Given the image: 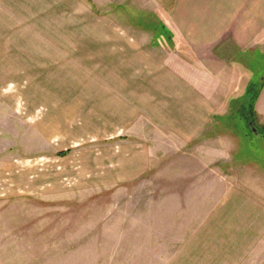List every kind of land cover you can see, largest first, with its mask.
<instances>
[{"label":"rangeland","instance_id":"obj_1","mask_svg":"<svg viewBox=\"0 0 264 264\" xmlns=\"http://www.w3.org/2000/svg\"><path fill=\"white\" fill-rule=\"evenodd\" d=\"M174 3L0 1V264H264V244L240 261L222 233H190L227 187L264 195V53L231 71L247 60L228 40V71H203L178 52ZM136 61L184 64L216 107L194 140L144 125L103 138L120 127L105 111L106 71ZM145 144L149 171L122 181L119 157Z\"/></svg>","mask_w":264,"mask_h":264},{"label":"crops","instance_id":"obj_2","mask_svg":"<svg viewBox=\"0 0 264 264\" xmlns=\"http://www.w3.org/2000/svg\"><path fill=\"white\" fill-rule=\"evenodd\" d=\"M168 21L177 42L183 45V51L178 52L193 56L203 71H228L225 60L229 56L219 51L228 40L247 60L244 66L230 65L231 71H250L251 54L254 58L257 53H264V0H175ZM147 65L140 69L136 61L135 70L106 71L105 83L109 90L103 91L108 101L105 111L110 122L117 121L120 127L104 132L103 138H115L118 132L137 136L144 125L173 140L191 142L213 119L216 107L193 86L188 74L181 72L188 71L184 64L179 68L160 62ZM109 75L113 76L110 81ZM259 101L263 102L264 109V90ZM142 139L147 141L145 137ZM97 156L91 155V161L102 169L93 160ZM151 156L146 144L142 150H131L130 154L119 157L120 168L115 174L123 175L122 181L143 175L149 171ZM110 167L103 165L106 169ZM214 206L191 230L190 233H195L191 241L211 242L214 234L222 233L223 246L230 247L226 254L229 257L231 253L230 259L240 261L245 260L241 256L251 258L259 247L263 249L264 195L255 189L250 192L231 185Z\"/></svg>","mask_w":264,"mask_h":264},{"label":"trees","instance_id":"obj_3","mask_svg":"<svg viewBox=\"0 0 264 264\" xmlns=\"http://www.w3.org/2000/svg\"><path fill=\"white\" fill-rule=\"evenodd\" d=\"M249 112L251 113V115L254 117L255 113H254V107L251 105ZM262 134H264V127L262 128Z\"/></svg>","mask_w":264,"mask_h":264}]
</instances>
